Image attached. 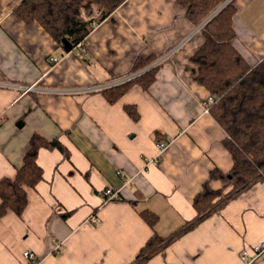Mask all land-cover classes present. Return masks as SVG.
<instances>
[{"label":"crops","instance_id":"obj_1","mask_svg":"<svg viewBox=\"0 0 264 264\" xmlns=\"http://www.w3.org/2000/svg\"><path fill=\"white\" fill-rule=\"evenodd\" d=\"M22 2L0 0V179L15 178L34 134L58 140L70 156L40 149L43 180L28 189L21 216L0 219V264H28L26 250L39 264H132L154 233L170 237L195 218L205 183L223 187L209 179L213 169L233 168L191 60L204 44L201 25L177 0H127L82 48L66 52L40 24L18 17ZM234 6V46L255 67L264 59V0ZM149 58L165 59L153 84H132L109 102L105 88ZM161 141L169 146L160 154ZM157 157L158 165L147 164ZM108 188L117 198L105 200ZM145 210L160 218L154 229ZM257 244H264V178L145 264H243L241 252ZM252 264H264V253Z\"/></svg>","mask_w":264,"mask_h":264},{"label":"trees","instance_id":"obj_2","mask_svg":"<svg viewBox=\"0 0 264 264\" xmlns=\"http://www.w3.org/2000/svg\"><path fill=\"white\" fill-rule=\"evenodd\" d=\"M127 0H23L16 14L24 22L40 24L64 49L63 40L73 46L84 45L96 25L103 22ZM187 11L194 25H201L204 44L192 56L198 67V81L208 90L214 102L208 106L213 119L225 131L223 141L233 159V168L225 174L218 169L210 172V180L221 181L223 187L212 189L205 183L194 199L196 216L170 237L159 234L149 239L132 264H145L174 240L193 230L197 225L220 210L232 199L264 178V59L251 67L234 46L236 33L233 18L237 13L234 1L219 10L224 0H177ZM157 58L136 61L131 74L145 70L126 83L105 88L107 100L116 102L132 84L147 90L155 81L158 67H151ZM133 120L139 114L132 106L126 107ZM41 148L59 150L65 158L69 151L58 141H48L38 134L30 140L23 164L15 178L0 179V219L12 212L21 216L28 205V189H35L43 180V169L38 164ZM143 220L151 227L159 216L145 210Z\"/></svg>","mask_w":264,"mask_h":264},{"label":"built area","instance_id":"obj_3","mask_svg":"<svg viewBox=\"0 0 264 264\" xmlns=\"http://www.w3.org/2000/svg\"><path fill=\"white\" fill-rule=\"evenodd\" d=\"M234 0H227L224 5H222L220 7L219 10H221L222 8H224L226 5H228L230 2H232ZM205 22L203 24H201V28L204 26ZM78 47L82 48V45H78ZM165 59H161L160 61L154 62L153 65L151 67H156V66H160L163 61ZM143 72H145V70L131 74L130 76L126 77V78H122L118 81H116L113 84H110L107 86V88L112 87V86H116L119 84H123L126 83L130 80L135 79L136 77H138L140 74H142ZM19 89H23L25 90V92H29L31 90L34 89V86H28V87H23V86H19ZM214 102V99L212 97H209L207 100V108L210 104H212ZM169 146V142L167 141H161L158 143V148L160 151V154ZM160 162L159 157L154 158V159H150L147 161V164H153V165H158ZM117 175L122 178L125 181V184H129L131 182V178L129 175H127L124 171H117ZM103 196L105 198V200H112L117 198L118 194L117 192H115L113 189H106L103 191ZM62 251V244L61 243H56L55 248H54V255H58L60 254ZM264 253V244H257L256 246L253 247L252 250L249 249H245L241 252L240 254V258L241 261L243 262V264H252L256 259H258L262 254ZM24 258L27 260L28 264H39L41 261V258L38 257L35 252L31 251V250H26L23 254Z\"/></svg>","mask_w":264,"mask_h":264},{"label":"water","instance_id":"obj_4","mask_svg":"<svg viewBox=\"0 0 264 264\" xmlns=\"http://www.w3.org/2000/svg\"><path fill=\"white\" fill-rule=\"evenodd\" d=\"M63 45H64V50H65L66 52H70V51L73 50V46H72V44H71L67 39H64V40H63ZM21 125H22L21 122H19V123L17 124L18 127H21Z\"/></svg>","mask_w":264,"mask_h":264},{"label":"rangeland","instance_id":"obj_5","mask_svg":"<svg viewBox=\"0 0 264 264\" xmlns=\"http://www.w3.org/2000/svg\"><path fill=\"white\" fill-rule=\"evenodd\" d=\"M226 1H227V0H224V2L222 3V5H224V3H225ZM222 5H221V6H222ZM221 6H220V7H221ZM219 9H220V8H219ZM216 12H218V9H217V11H216Z\"/></svg>","mask_w":264,"mask_h":264}]
</instances>
